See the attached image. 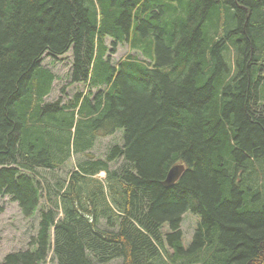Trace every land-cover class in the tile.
I'll return each mask as SVG.
<instances>
[{
  "label": "trees",
  "instance_id": "1",
  "mask_svg": "<svg viewBox=\"0 0 264 264\" xmlns=\"http://www.w3.org/2000/svg\"><path fill=\"white\" fill-rule=\"evenodd\" d=\"M5 195L38 224L0 264H264V0H0Z\"/></svg>",
  "mask_w": 264,
  "mask_h": 264
},
{
  "label": "rangeland",
  "instance_id": "2",
  "mask_svg": "<svg viewBox=\"0 0 264 264\" xmlns=\"http://www.w3.org/2000/svg\"><path fill=\"white\" fill-rule=\"evenodd\" d=\"M108 41L110 42V40ZM128 51L129 48L127 45L120 44L117 51L112 53V57L114 60H119L121 57H124ZM71 53L72 52L70 51L56 58L51 55H45L43 57V64L49 67L56 75L52 92L47 97V100L52 101L60 96H63V98L66 99L68 96L73 94L75 90H79L83 87L86 88V86L82 83H70V71L73 59ZM63 88L65 91H62ZM121 142L122 131L118 130L113 135L98 139L92 151L98 156H104L110 146ZM75 161L76 157L73 156L61 169L48 174V176L45 177L46 180H54L58 177V175L66 176L67 173L75 166ZM104 175V172L100 174V176ZM41 179L44 180V177ZM0 205L3 207V210L0 211V260H2L9 252L30 247V241L36 234L38 217H24L18 203L13 201L9 195H5L0 198ZM198 219V215L191 211H187L183 214L182 228L183 241L185 245L190 243Z\"/></svg>",
  "mask_w": 264,
  "mask_h": 264
},
{
  "label": "water",
  "instance_id": "3",
  "mask_svg": "<svg viewBox=\"0 0 264 264\" xmlns=\"http://www.w3.org/2000/svg\"><path fill=\"white\" fill-rule=\"evenodd\" d=\"M183 169H184L183 165H175L174 167H172L168 172L165 182L167 184L175 182Z\"/></svg>",
  "mask_w": 264,
  "mask_h": 264
}]
</instances>
